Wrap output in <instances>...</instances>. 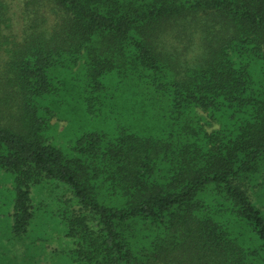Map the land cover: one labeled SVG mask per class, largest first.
I'll return each instance as SVG.
<instances>
[{"label": "trees", "instance_id": "trees-1", "mask_svg": "<svg viewBox=\"0 0 264 264\" xmlns=\"http://www.w3.org/2000/svg\"><path fill=\"white\" fill-rule=\"evenodd\" d=\"M12 1L0 261L51 224L70 264H264V0Z\"/></svg>", "mask_w": 264, "mask_h": 264}, {"label": "rangeland", "instance_id": "rangeland-1", "mask_svg": "<svg viewBox=\"0 0 264 264\" xmlns=\"http://www.w3.org/2000/svg\"><path fill=\"white\" fill-rule=\"evenodd\" d=\"M22 1L25 2V0ZM22 1H12V4H14L13 12H15V17L13 19V24L15 26L13 28L18 30H21V28L25 26L24 24L26 23L24 20L25 18L22 15L24 11L23 4L21 3ZM46 9L49 10L50 7L48 6ZM30 21L31 20L27 21V26L29 25V23H31ZM0 56H3L5 58L4 53L0 54ZM1 61L2 58L0 57V63ZM51 123L53 126V134L62 137V135L65 133V129L69 124V121L62 119L59 116H55L52 118ZM66 135L67 137H72V134L70 135V133H67ZM35 198L44 202L47 201L53 207L52 198H49L47 188L35 191ZM46 228H48L50 231V233L48 234V240L40 239L35 242L32 240V237H37L40 233L39 231L31 232L29 235H27V239L25 240V242L18 243L19 247H10V250L6 252L8 258L0 262H3L5 264H70V261L67 257L69 252L68 250H66L65 246H63L66 241L62 240L63 235L61 233V230H56V227H53L51 224ZM32 241L34 243H31Z\"/></svg>", "mask_w": 264, "mask_h": 264}]
</instances>
